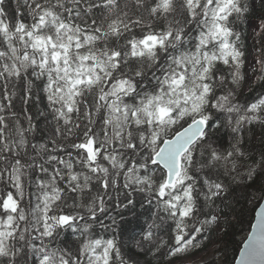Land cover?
I'll return each instance as SVG.
<instances>
[{"label":"snow or ice","instance_id":"snow-or-ice-1","mask_svg":"<svg viewBox=\"0 0 264 264\" xmlns=\"http://www.w3.org/2000/svg\"><path fill=\"white\" fill-rule=\"evenodd\" d=\"M250 11L0 0V264H196L238 192L255 222L234 264H264V183L249 191L264 178V49L249 71Z\"/></svg>","mask_w":264,"mask_h":264},{"label":"trees","instance_id":"trees-1","mask_svg":"<svg viewBox=\"0 0 264 264\" xmlns=\"http://www.w3.org/2000/svg\"><path fill=\"white\" fill-rule=\"evenodd\" d=\"M249 3L251 11L247 17L246 23L243 26V43L247 55L249 54L251 45L255 48L254 58H256L260 55L261 49H264V34H262L258 29L256 34L251 35L248 22L249 20L254 19L259 24L260 19L264 18V3H262V0H256L255 3L254 0H249ZM261 183H264V178L256 177V184L249 191L253 195H258V193H256V188ZM237 197L240 202L239 204H236L234 201L232 202L235 207V212L230 214L228 223L220 229L221 236L218 240V245L223 244L222 252L227 251L226 260L222 263L218 257H214L199 264H234V261L237 259L242 244L251 230L250 225L253 224L254 221L255 204V201L251 199V196L246 199L245 194L242 192H238ZM212 233L210 234L209 239ZM209 239L205 241L204 245L193 254L207 249L210 246Z\"/></svg>","mask_w":264,"mask_h":264},{"label":"rangeland","instance_id":"rangeland-1","mask_svg":"<svg viewBox=\"0 0 264 264\" xmlns=\"http://www.w3.org/2000/svg\"><path fill=\"white\" fill-rule=\"evenodd\" d=\"M255 2H256V0H254V3ZM248 26H249V30H250L251 35L257 33L258 23L254 19L249 20ZM254 51H255V48L251 45L250 50H249V54L247 55L248 63L250 65L249 71H251V66H254V65H252V62L254 60ZM220 231L221 230H217V231L212 233V235L209 239L210 246L207 249H204V250L192 255L191 259L193 261H195L196 264L208 261L214 257H218L220 259V261L222 263H224V261L226 260L227 251L222 252L223 244L218 245V240L220 239V236H221Z\"/></svg>","mask_w":264,"mask_h":264},{"label":"water","instance_id":"water-1","mask_svg":"<svg viewBox=\"0 0 264 264\" xmlns=\"http://www.w3.org/2000/svg\"><path fill=\"white\" fill-rule=\"evenodd\" d=\"M255 222V220L253 221V223ZM251 231V230H250ZM242 246H243V244H242ZM242 248V247H241ZM239 258V254H238V257H237V259Z\"/></svg>","mask_w":264,"mask_h":264}]
</instances>
